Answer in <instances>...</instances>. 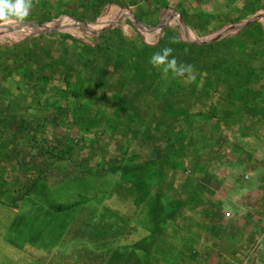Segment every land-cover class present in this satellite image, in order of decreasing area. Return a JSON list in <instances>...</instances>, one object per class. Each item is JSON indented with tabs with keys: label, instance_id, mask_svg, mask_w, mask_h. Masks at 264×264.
<instances>
[{
	"label": "crops",
	"instance_id": "crops-1",
	"mask_svg": "<svg viewBox=\"0 0 264 264\" xmlns=\"http://www.w3.org/2000/svg\"><path fill=\"white\" fill-rule=\"evenodd\" d=\"M164 47L194 79L149 64ZM88 176L93 198L38 206ZM71 209L78 264H264V0H32L0 25V264Z\"/></svg>",
	"mask_w": 264,
	"mask_h": 264
},
{
	"label": "rangeland",
	"instance_id": "rangeland-1",
	"mask_svg": "<svg viewBox=\"0 0 264 264\" xmlns=\"http://www.w3.org/2000/svg\"><path fill=\"white\" fill-rule=\"evenodd\" d=\"M78 32H83V30H78ZM26 33L28 34V32L23 30L21 34ZM51 140L54 146H57L62 141H64V143L71 146V150L74 151L76 150L75 148L78 142L80 141V138L77 135H73L71 133V135L67 139L54 136L51 138ZM74 155L76 156V153H74ZM82 177L81 179L75 177H70L69 179L67 177H60L63 180L61 179L57 182L55 178H53L51 182L47 183V185L44 181H42V185H39L37 188V192L39 195L36 198V202L38 206L47 208L46 206H49L50 204L65 206L77 202H85L87 199L93 198V196L97 194V191H101L102 187H104V185H100L101 183H98L96 179H94V177L92 176H88L90 177L89 180H84ZM41 186L47 187L46 194H48V197L42 195V193H44V190H42ZM72 216H74L73 209H71L70 212L64 211V213H55V218L53 222H49L46 229L42 226V223L34 225V232L30 235L32 237L31 242L27 241L28 237H30L29 235L26 238L22 239L24 236L18 234L17 244H19V247L21 248L14 249L12 251L10 250L8 252V256H10V258L14 260V262L10 264H28L26 259L30 257L33 258L35 264H43L40 263L42 261L44 262V264H78L77 259L79 255L76 253V250L79 249L77 247L79 242L76 238V240L74 239V237H76L77 235V230L71 229V232L67 234L65 233V231H67L65 229V225L62 223L63 221L65 223L68 217L69 219H71L70 221L72 222ZM61 224L62 226H60ZM63 226L65 229L64 233L61 228ZM68 238L74 239V241L71 242L69 249H67L66 245L64 247L63 244H61L63 239L66 240ZM85 244L81 242V244L79 245L81 250L84 249ZM51 256H56L53 257L55 259L52 260V262H50Z\"/></svg>",
	"mask_w": 264,
	"mask_h": 264
},
{
	"label": "clouds",
	"instance_id": "clouds-1",
	"mask_svg": "<svg viewBox=\"0 0 264 264\" xmlns=\"http://www.w3.org/2000/svg\"><path fill=\"white\" fill-rule=\"evenodd\" d=\"M31 8L32 0H0V25L22 23L28 17ZM149 64L165 78L171 74L173 78L187 75L189 79H194L193 67L178 63L171 47H164L152 54Z\"/></svg>",
	"mask_w": 264,
	"mask_h": 264
},
{
	"label": "trees",
	"instance_id": "trees-1",
	"mask_svg": "<svg viewBox=\"0 0 264 264\" xmlns=\"http://www.w3.org/2000/svg\"><path fill=\"white\" fill-rule=\"evenodd\" d=\"M123 109L124 111H127V112H132L133 115L132 116H129L127 120H124V122L126 123H137L140 125V121L137 120L140 118L141 114L139 112V109H140V106L138 105H132V106H123ZM129 109V110H128ZM121 128V126H119V129ZM78 205V202L77 203H74V204H71L69 206H59L57 208L58 211H61V210H66V209H69V208H74Z\"/></svg>",
	"mask_w": 264,
	"mask_h": 264
},
{
	"label": "water",
	"instance_id": "water-1",
	"mask_svg": "<svg viewBox=\"0 0 264 264\" xmlns=\"http://www.w3.org/2000/svg\"><path fill=\"white\" fill-rule=\"evenodd\" d=\"M46 31V28H41L40 30H39V32H45ZM222 38V36H218V37H212V38H209V39H207V40H203V41H201V42H198L197 44H199V45H202V44H209V43H211V42H213V41H217V40H219V39H221Z\"/></svg>",
	"mask_w": 264,
	"mask_h": 264
}]
</instances>
